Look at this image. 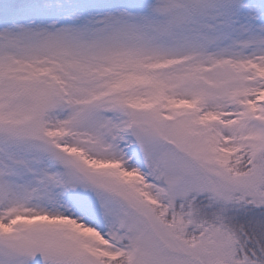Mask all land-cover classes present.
<instances>
[{
  "label": "snow or ice",
  "instance_id": "6c2138e0",
  "mask_svg": "<svg viewBox=\"0 0 264 264\" xmlns=\"http://www.w3.org/2000/svg\"><path fill=\"white\" fill-rule=\"evenodd\" d=\"M0 264H264V0H0Z\"/></svg>",
  "mask_w": 264,
  "mask_h": 264
}]
</instances>
